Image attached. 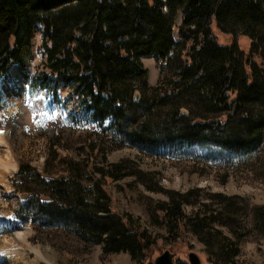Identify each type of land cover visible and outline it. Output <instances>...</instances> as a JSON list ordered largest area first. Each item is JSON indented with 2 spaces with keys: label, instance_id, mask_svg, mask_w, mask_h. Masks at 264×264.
Wrapping results in <instances>:
<instances>
[{
  "label": "trees",
  "instance_id": "obj_1",
  "mask_svg": "<svg viewBox=\"0 0 264 264\" xmlns=\"http://www.w3.org/2000/svg\"><path fill=\"white\" fill-rule=\"evenodd\" d=\"M215 29L233 42L220 44ZM240 36L250 41L248 52L236 42ZM36 37L41 62L30 70ZM144 57L159 63L154 86ZM14 63L30 87L49 92L53 105L62 104V88L70 90L113 143L147 152L213 145L248 157L264 137V0H0V81ZM65 164L69 175L59 179L19 166L15 188L29 198L17 218L143 259L153 240L135 231L130 219L109 216L111 199L101 180H117L120 170ZM205 208L193 217L180 206L161 208L169 239L189 227L210 258L236 264L240 248L218 232L214 251L216 236L200 230L217 219Z\"/></svg>",
  "mask_w": 264,
  "mask_h": 264
},
{
  "label": "rangeland",
  "instance_id": "obj_2",
  "mask_svg": "<svg viewBox=\"0 0 264 264\" xmlns=\"http://www.w3.org/2000/svg\"><path fill=\"white\" fill-rule=\"evenodd\" d=\"M174 23V37L178 40L182 13ZM215 35L222 45L233 42L216 29ZM236 42L248 52V39L240 36ZM39 46L40 38L36 37L28 61L30 70L41 62ZM142 63L150 85H156L159 63L151 57H144ZM59 95L62 104H50L49 92L30 87L25 73L15 63L0 81V160L17 165L11 173L0 167V216L12 226L10 231L0 232V254L10 251L0 264H155L166 251L174 254L175 264H192L191 254L199 257L200 264H219L210 258L205 243L189 227L169 239L161 216V208L180 206L183 215L193 217L203 205L209 216L213 213L217 218L210 224L205 222V229H200L210 237L216 236L211 240L214 251L221 232L224 239L240 248L232 258L236 264H264V137L248 157L213 145L147 152L113 143L106 136V126L92 123L70 90L62 88ZM8 147L11 156L6 155ZM66 161L88 163L90 171H104L110 166L120 170L117 180H101L111 199L113 212L109 216L120 221L130 219L135 231L153 240L143 259L130 251H111L105 243L85 244L83 239L60 229L37 230L17 218V211L29 198L15 188L19 166L29 165L38 172H47L51 179H59L69 175ZM98 175L94 176L97 181ZM82 185L90 186L85 182ZM173 216L172 211L171 220ZM201 220L200 217L198 223L202 227ZM8 238L14 240L12 249L3 247Z\"/></svg>",
  "mask_w": 264,
  "mask_h": 264
},
{
  "label": "bare ground",
  "instance_id": "obj_3",
  "mask_svg": "<svg viewBox=\"0 0 264 264\" xmlns=\"http://www.w3.org/2000/svg\"><path fill=\"white\" fill-rule=\"evenodd\" d=\"M3 142V141H2ZM0 144H1V142H0ZM6 155L7 156H11L10 155V148L8 147V150H7V153H6ZM10 162V161H9ZM0 167H2L3 168V172H4V170L6 171L5 173H11V172H13V171H15L16 170V168H17V165L15 164V163H8V162H4L3 161V159L2 160H0ZM1 173V172H0ZM2 175V174H1ZM1 216H2V214H1ZM0 216V232H3V231H10L11 229H12V226H11V223L10 222H8V221H6V220H4V217H1ZM20 237H24L25 238V236L23 235L22 236V234L20 235ZM13 244H14V240L13 239H7L4 243H3V247L4 248H7V249H12V247H13ZM13 251V250H12ZM7 252V251H6ZM10 251H8V253H9ZM7 253V254H8ZM7 254L5 253V252H3L2 251V253L0 254V262L2 261V260H4V259H6V257H7ZM11 261V260H10Z\"/></svg>",
  "mask_w": 264,
  "mask_h": 264
},
{
  "label": "water",
  "instance_id": "obj_4",
  "mask_svg": "<svg viewBox=\"0 0 264 264\" xmlns=\"http://www.w3.org/2000/svg\"><path fill=\"white\" fill-rule=\"evenodd\" d=\"M139 99V95L135 96V100ZM174 254L170 253L169 251L164 252L159 257H157L155 264H175L174 263ZM190 262L192 264H200V259L195 254H191L189 256Z\"/></svg>",
  "mask_w": 264,
  "mask_h": 264
}]
</instances>
